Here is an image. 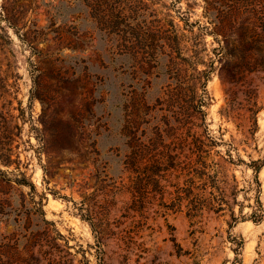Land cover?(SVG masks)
Returning a JSON list of instances; mask_svg holds the SVG:
<instances>
[{"label": "rangeland", "instance_id": "rangeland-1", "mask_svg": "<svg viewBox=\"0 0 264 264\" xmlns=\"http://www.w3.org/2000/svg\"><path fill=\"white\" fill-rule=\"evenodd\" d=\"M132 3L138 37L128 48L82 0H0V112L18 126L21 171L36 187L0 179V264H57L56 255L61 264H264V165L256 175L253 164L264 162V78L242 79L246 93L231 111L227 86L211 74L204 124L176 133L192 140L207 130L216 141L207 190L192 219L168 208L184 177L170 174L166 151L184 160L191 150L166 147L180 62L149 33L159 18L182 29L186 10L206 24L204 0ZM203 42L209 62L217 42L209 32ZM0 167L22 177L15 164ZM43 195L44 216L34 203Z\"/></svg>", "mask_w": 264, "mask_h": 264}, {"label": "trees", "instance_id": "trees-1", "mask_svg": "<svg viewBox=\"0 0 264 264\" xmlns=\"http://www.w3.org/2000/svg\"><path fill=\"white\" fill-rule=\"evenodd\" d=\"M91 9L97 20L104 28L118 27V31H112L121 45L130 48L134 40L138 37L136 26L128 18L138 13L132 3L133 0H82ZM124 1V2H123ZM114 2V3H113ZM117 2L120 3L117 5ZM122 3V4H121ZM189 11L186 10L183 15L185 22L182 29H179L174 20L157 19L156 23L149 33L153 43L166 39L170 47V64L180 67L176 71L177 79H180L175 91L166 98V140L172 138V142L167 144H184L191 150L190 154L181 160L180 153L166 151V167L170 174L178 172L177 177H184L181 185H172L173 189L168 190L171 203L168 208L173 210L186 209L188 217L191 219L198 215V199L202 196V190H207L208 178L211 177L210 170L213 168V162H210L211 147L216 141L204 130L199 135L190 138V124L202 126L205 120L204 108L210 103V95L207 90V83L214 71H218L223 84L227 86L226 93L230 96L231 111L239 103V98L245 94V90L239 85L242 79L264 78V0H204V17L206 24L200 20L191 21L188 17ZM209 32L214 36L217 45L213 47V56L210 61L204 59L203 54L207 50L203 42L204 35ZM158 45V43H157ZM183 46L189 56L183 55ZM177 52V56L176 55ZM175 54V55H174ZM179 61V62H178ZM218 62V66L215 63ZM198 63H204L206 68L197 70L195 66ZM190 69L194 72L190 74ZM239 85V86H238ZM242 93V94H241ZM229 110V112H230ZM252 116L256 118L260 107L255 102L249 107ZM3 112L0 117L4 119L5 124L0 123V164L10 167L15 164L18 175L13 179L7 176L8 169L0 167V179L11 183L15 181L18 185L28 184L35 189L33 183H27L26 173L21 171V161L19 153L16 151L18 146L14 145L15 128L17 125H11L12 120H8ZM174 116V119L172 118ZM13 117V116H12ZM202 120L203 123H197L195 120ZM179 129H186L185 137L178 136ZM174 150V149H172ZM142 156L134 155L129 164L135 168L140 162ZM256 175L260 172L264 162L254 161ZM150 171V170H149ZM161 169L151 170L153 175H159ZM143 180L140 181L142 183ZM54 195H57L54 193ZM45 196H39L34 200L37 210L44 216ZM10 205V202H8ZM82 217L88 220L94 231L97 233L96 224L91 217L81 213ZM46 223H51L43 219ZM59 237L63 235L59 232ZM97 252L103 254V244L99 241L96 244ZM102 258H99L101 264ZM57 264L62 263V257L56 255ZM72 262V260H71ZM55 264V262H54Z\"/></svg>", "mask_w": 264, "mask_h": 264}]
</instances>
